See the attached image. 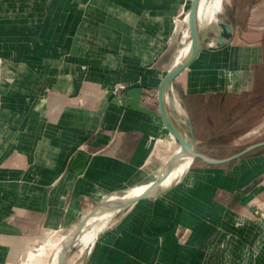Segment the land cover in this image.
Here are the masks:
<instances>
[{"label": "crops", "instance_id": "crops-1", "mask_svg": "<svg viewBox=\"0 0 264 264\" xmlns=\"http://www.w3.org/2000/svg\"><path fill=\"white\" fill-rule=\"evenodd\" d=\"M187 1L0 0V264H24L33 244L70 231L111 194L150 183L171 156L177 142L160 118L157 88L174 64ZM254 45L201 48L183 86L168 91L179 130V103L188 115L193 99L235 100L251 90L264 62ZM191 167L167 191L125 209L137 206L141 218L120 219L123 210L87 264H171L160 247L171 228L185 237L184 228L204 222L203 204L193 205L201 191L186 185Z\"/></svg>", "mask_w": 264, "mask_h": 264}, {"label": "rangeland", "instance_id": "rangeland-1", "mask_svg": "<svg viewBox=\"0 0 264 264\" xmlns=\"http://www.w3.org/2000/svg\"><path fill=\"white\" fill-rule=\"evenodd\" d=\"M216 17L233 25V43H257L254 46H262L264 58V0H223L221 12ZM215 22L216 18L212 24ZM185 29V22L178 18V44L185 39ZM179 47L181 45L174 50L173 62ZM259 66L262 68L253 71L255 83L246 95L237 96L235 100L218 95L193 99L188 102V115L185 114V107L179 103L180 113L176 118L183 132L186 133L188 126L192 128L197 151L213 158H223L250 143L264 140V62ZM188 73L183 71L175 78L172 84L175 89L183 86ZM111 101L119 100L116 97ZM177 147L178 144H174L171 155ZM191 166L185 178L186 185L201 191L202 203L198 198L193 205L199 207L203 204V208L197 212L198 216L204 217L203 226L184 228L189 230L185 237L183 228L172 227V239L160 245L171 256L166 261L170 260L171 264H264V146L225 164L210 165L194 159ZM186 193L184 198L188 195ZM91 207H87L83 214ZM141 212L137 206H133L121 216L118 214L112 222L119 216L120 219L141 218L144 214ZM69 232L67 230L65 233ZM52 235L45 242L33 244L30 251L37 252ZM192 236L193 242H190ZM201 237L203 242H194L195 238ZM181 246L189 249L187 260L179 258ZM199 247L204 248V258L194 256V251ZM92 251L85 257L84 264H87ZM79 253V247L72 246L66 253V258L70 259L67 264H78ZM85 253L80 254L84 257Z\"/></svg>", "mask_w": 264, "mask_h": 264}, {"label": "water", "instance_id": "water-1", "mask_svg": "<svg viewBox=\"0 0 264 264\" xmlns=\"http://www.w3.org/2000/svg\"><path fill=\"white\" fill-rule=\"evenodd\" d=\"M188 2V1H187ZM197 0H189V5L185 6L184 11L181 12L179 18H182L184 13L188 15V28L190 34V50L184 60L179 65H173L168 67L166 70L165 75L159 82L157 88V101H158V111L160 118L163 122L164 127L167 129L169 136L177 142L179 149L178 152L171 155L169 160L166 162L163 171L158 174L148 185V187L139 195L131 199L127 200H117V201H106V202H99L96 204L91 210H89L84 216L80 218V220L76 223V225L71 229L72 230V239L62 247L58 258L57 264H63L64 257L67 253V250L73 244L74 237L80 232L86 220L94 215L96 211L101 208H109V209H123L136 203L139 200L146 199V198H153L155 197L154 194H151L156 187L166 179L168 173L171 171L177 157L186 155L190 156L193 159L201 160L202 162L210 165H221L233 161L244 154L250 152L253 149L259 148L264 146V140L256 141L250 143L249 145L243 147L238 152L223 157V158H213L210 157L196 149V141L193 134V130L190 127L189 135L183 133L179 128L174 124L173 120L171 119L168 111H167V97L168 91L175 80V78L186 71L191 63L197 58L201 48L203 46L209 49H221L229 44L232 43L235 29L233 25L229 22L216 17V22L214 25H209L207 28L200 30L197 24V19L194 15V7ZM181 45V44H180ZM120 88V90H122ZM70 230V231H71ZM63 234L67 232V230H60Z\"/></svg>", "mask_w": 264, "mask_h": 264}, {"label": "bare ground", "instance_id": "bare-ground-1", "mask_svg": "<svg viewBox=\"0 0 264 264\" xmlns=\"http://www.w3.org/2000/svg\"><path fill=\"white\" fill-rule=\"evenodd\" d=\"M222 5H223V0H197L194 7V15L195 18L197 19V24L200 30L207 28L209 25H214L212 24V22L215 20L216 15L221 12ZM182 20L186 24V29L184 31L185 39L182 41L181 47H179L178 50L177 57L173 62L174 63L173 65L175 66L179 65L184 60V58L186 57V55L190 50V34L188 28L187 13H184ZM178 149L179 146L175 149L173 154L178 152ZM169 158L167 159V161L169 160ZM193 160L194 159L192 157L186 155L177 157L166 179L162 181L156 187V189L152 191L151 194L154 195L162 194L163 192L167 191L170 187H172L175 183L179 182L182 179L185 172L187 171V169L189 168L190 164L193 162ZM165 164L160 168L158 174H160L163 171ZM148 185L149 182L148 184L141 185L137 188L126 190L116 194H111L110 196L106 197L100 202L102 201L111 202V201L127 200L134 198L136 196H139L148 187ZM130 206L131 205H129L128 207ZM128 207H125L123 209H109V208L101 207L96 211L94 215H92L86 220L80 232L74 237L75 239L73 240V244L71 245V247L78 246L80 253L86 251L84 257H82L80 253L79 256L77 255L78 259L76 260V262L78 261V264H84L85 257L92 249V246L94 245L96 239H98L101 232L104 231L107 227H109L113 223L112 222L113 219ZM52 233H53L52 237L37 252H30L28 256V261L24 262V264H57V258L62 247L72 239V230L69 233H65V234H63L61 231H54V232L52 231ZM68 259L66 258L65 255L63 264L65 263L67 264Z\"/></svg>", "mask_w": 264, "mask_h": 264}, {"label": "built area", "instance_id": "built-area-1", "mask_svg": "<svg viewBox=\"0 0 264 264\" xmlns=\"http://www.w3.org/2000/svg\"><path fill=\"white\" fill-rule=\"evenodd\" d=\"M122 87H123L122 85H119V86L117 87L116 90H119V89L122 88Z\"/></svg>", "mask_w": 264, "mask_h": 264}]
</instances>
